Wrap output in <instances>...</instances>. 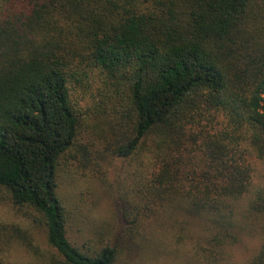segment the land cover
Here are the masks:
<instances>
[{"label":"trees","instance_id":"obj_1","mask_svg":"<svg viewBox=\"0 0 264 264\" xmlns=\"http://www.w3.org/2000/svg\"><path fill=\"white\" fill-rule=\"evenodd\" d=\"M88 112L106 117L107 150L138 163L129 239L153 217L190 239L192 264H264V0H0V192L40 214L57 264L120 253L80 249L58 192L62 164L88 150ZM24 233L0 220V264Z\"/></svg>","mask_w":264,"mask_h":264},{"label":"rangeland","instance_id":"obj_2","mask_svg":"<svg viewBox=\"0 0 264 264\" xmlns=\"http://www.w3.org/2000/svg\"><path fill=\"white\" fill-rule=\"evenodd\" d=\"M108 126L104 115L88 112L79 139L88 150L63 163L60 170L58 192L69 214L71 240L89 253L107 244L118 245L117 264H192L190 239L180 241L172 230L166 231L162 226L167 222L146 216L136 240L125 235L124 210L130 207L128 197L137 181L138 163L107 150V141L113 138ZM257 166L264 172L260 162ZM0 220L19 224L29 236L27 240L13 238L4 251L12 264H57L62 258L48 244L40 214L30 206L14 204L5 192H0ZM259 243L257 232H244L230 253L242 262Z\"/></svg>","mask_w":264,"mask_h":264}]
</instances>
